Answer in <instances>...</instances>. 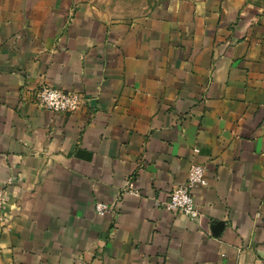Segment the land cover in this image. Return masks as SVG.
Here are the masks:
<instances>
[{
    "label": "crops",
    "instance_id": "obj_1",
    "mask_svg": "<svg viewBox=\"0 0 264 264\" xmlns=\"http://www.w3.org/2000/svg\"><path fill=\"white\" fill-rule=\"evenodd\" d=\"M46 87L80 109L43 108ZM193 164L198 221L165 208ZM1 190L0 264H264V7L115 20L88 0H0Z\"/></svg>",
    "mask_w": 264,
    "mask_h": 264
},
{
    "label": "built area",
    "instance_id": "obj_2",
    "mask_svg": "<svg viewBox=\"0 0 264 264\" xmlns=\"http://www.w3.org/2000/svg\"><path fill=\"white\" fill-rule=\"evenodd\" d=\"M38 103L43 108L53 113H75L82 105V97L77 93L62 91L58 88H43L37 95ZM196 154L199 149H195ZM207 168L204 165L193 164L188 172L187 179L179 184L170 194L169 201L165 204L168 211L182 213L192 221H198L201 213L194 203L193 190L198 187H207L206 177ZM11 181H9V184ZM130 193L138 196L139 193L130 189ZM7 206V191H0V224L8 225L11 221L10 210L14 209ZM95 212L100 216L111 213L113 205L104 202H97L94 205Z\"/></svg>",
    "mask_w": 264,
    "mask_h": 264
},
{
    "label": "rangeland",
    "instance_id": "obj_3",
    "mask_svg": "<svg viewBox=\"0 0 264 264\" xmlns=\"http://www.w3.org/2000/svg\"><path fill=\"white\" fill-rule=\"evenodd\" d=\"M101 13L115 20H135L149 16L156 7L174 0H88ZM190 1V0H180ZM264 7V0H230Z\"/></svg>",
    "mask_w": 264,
    "mask_h": 264
}]
</instances>
